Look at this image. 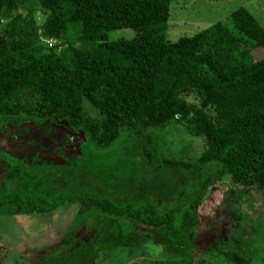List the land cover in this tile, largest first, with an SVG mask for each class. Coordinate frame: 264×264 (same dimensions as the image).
I'll list each match as a JSON object with an SVG mask.
<instances>
[{
	"label": "trees",
	"instance_id": "obj_1",
	"mask_svg": "<svg viewBox=\"0 0 264 264\" xmlns=\"http://www.w3.org/2000/svg\"><path fill=\"white\" fill-rule=\"evenodd\" d=\"M169 2L0 0V129L26 132L32 146H39L52 130L48 121H65L97 150L112 147L129 132V146L135 157L140 155L135 162L149 168L160 159L134 138L145 135L147 143H154L153 130L178 123L186 135L203 141L191 169L179 167L186 172L179 183L186 187L179 184V193L168 194L169 186L160 183L157 197L153 189L121 193L115 176L108 183L89 166L68 168L67 182L56 188L61 179L16 190L20 182L12 180L22 175L36 183L40 172L52 166L43 164L30 173L10 161L12 172L0 180V212L50 213L74 205L79 224L91 231L84 248L75 252L79 258L90 254L86 258L94 262L106 255L104 264H117L132 257L140 250L121 246L118 239L139 227L165 238L163 251L154 246L145 251L153 257L149 264H228L220 254L208 257L198 249L203 217L197 207L214 184L264 195V29L238 7L227 20L169 42ZM35 13L41 16L39 24ZM118 29L130 30L131 37L108 36ZM39 38L55 39L60 48L47 47ZM256 48L262 57L253 59ZM189 93L196 95L195 103L185 99ZM200 166L215 170L196 176L192 188L188 176L193 169L199 173ZM255 221L248 224L253 231ZM258 263L264 264V255Z\"/></svg>",
	"mask_w": 264,
	"mask_h": 264
},
{
	"label": "rangeland",
	"instance_id": "obj_2",
	"mask_svg": "<svg viewBox=\"0 0 264 264\" xmlns=\"http://www.w3.org/2000/svg\"><path fill=\"white\" fill-rule=\"evenodd\" d=\"M238 7L247 9L264 29V0H170L165 39L173 42L178 37L191 36L216 21L227 20L230 12ZM34 16L39 24L41 16L37 13ZM131 35L130 30L118 29L110 32L108 36L128 39ZM251 57H262V49L251 51ZM185 99L195 103L197 97L189 93ZM85 107L89 114H94L88 105ZM3 120L0 117V122ZM48 123L47 126L52 129L49 131L50 142L68 144L70 147L67 153L56 152L55 155L45 156L48 153L44 150L47 144L32 146V142L23 138L24 136L17 140V134L11 129H0V180L12 172L10 161L27 167L30 173H34V168L43 164L52 166L40 172L36 183L28 182L22 175L12 180L20 182L15 189L22 191H28L27 188L30 190L32 185L34 188L38 185L45 186L53 179H61V182L53 185L56 188L67 182L64 176L68 168L73 170L75 167L80 171L89 166L93 174L103 175L108 183H112V177L115 176L122 185L114 187L121 193H142L153 189V196L157 197L159 191L156 185L160 183L169 186L166 187L168 194L175 191L179 193L182 186L186 187L184 181L179 183L178 177L186 176L185 169L179 167L191 169V164L203 148L201 138L188 136L182 131L181 125L171 123L161 131H152L154 143H147L145 135L134 138L136 145L139 141L146 143L152 151H156L160 159L159 163L154 161L150 168L142 167V163L135 162H140V155L135 157L134 147L129 146L133 144V137L129 132L121 134L112 147L97 150L82 132L71 130L65 121L50 120ZM198 168L200 174L196 171L195 173L194 169L190 175L188 173L192 188L199 177L212 175L215 170L214 166ZM130 175L132 176L129 177ZM240 189L228 183L209 187L210 192L197 207L203 217V225L196 233V244L202 255L216 258L220 254L222 260L228 264H259L260 257L264 255V195L261 192ZM223 190L224 196L221 199ZM12 193L9 191L7 195ZM42 211L26 214L13 213L7 209L4 213L0 212V264H104L102 261H105L106 255L97 257L93 262L91 258H86L90 254L79 258L75 253L76 250L84 248L82 242L88 241L91 231L85 230L79 224L74 205L59 207L50 213ZM214 215L217 218H213ZM254 221L256 225L252 227L255 231L248 225ZM123 227L124 225L121 230L126 229ZM147 230L134 227L127 238L118 239L121 246L136 245L143 252L123 258L117 264H149L153 257L145 251H153V246L160 251L165 249V238ZM117 259L119 258L114 260Z\"/></svg>",
	"mask_w": 264,
	"mask_h": 264
},
{
	"label": "flooded vegetation",
	"instance_id": "obj_3",
	"mask_svg": "<svg viewBox=\"0 0 264 264\" xmlns=\"http://www.w3.org/2000/svg\"><path fill=\"white\" fill-rule=\"evenodd\" d=\"M24 136V137H23ZM17 140H20V138H26L29 139L26 136V132L23 134L18 133L17 134ZM44 139L46 140V144L47 146L44 148L45 151H47L48 153L45 156H49L50 154H57L56 152H62V153H67L68 148L70 147L68 144L64 145L63 143H57L55 144L54 142H50L48 139H51L48 135V137H46V135H44ZM34 137L30 136V139L32 140ZM16 139V138H15ZM34 146L37 147V145L35 144ZM39 148V147H38Z\"/></svg>",
	"mask_w": 264,
	"mask_h": 264
},
{
	"label": "built area",
	"instance_id": "obj_4",
	"mask_svg": "<svg viewBox=\"0 0 264 264\" xmlns=\"http://www.w3.org/2000/svg\"><path fill=\"white\" fill-rule=\"evenodd\" d=\"M40 42H42L43 44H45L47 47H52L54 45L57 46V50L60 48V44L59 41L55 40V39H44V38H39Z\"/></svg>",
	"mask_w": 264,
	"mask_h": 264
}]
</instances>
